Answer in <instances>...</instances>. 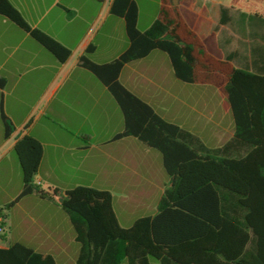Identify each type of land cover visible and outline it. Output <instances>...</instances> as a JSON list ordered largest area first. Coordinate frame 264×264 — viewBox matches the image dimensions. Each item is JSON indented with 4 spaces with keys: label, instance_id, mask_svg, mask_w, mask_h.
Instances as JSON below:
<instances>
[{
    "label": "crops",
    "instance_id": "1",
    "mask_svg": "<svg viewBox=\"0 0 264 264\" xmlns=\"http://www.w3.org/2000/svg\"><path fill=\"white\" fill-rule=\"evenodd\" d=\"M9 1L32 27L69 48L71 56L61 62L0 14V77L5 79L0 87V175L17 170L20 179L14 146L20 136L28 134L42 144L36 181L44 189L65 192L84 185L107 190L124 227L155 214L170 183L160 152L134 136L114 139L124 127L119 105L93 73L78 65L91 44L95 49L90 57L98 63L116 58L128 47L124 19L110 12L112 0ZM154 1L158 12L141 23L136 0L141 30L159 14L161 0ZM169 1L213 54L230 56L239 67L264 68V16L252 12L254 4H263L257 0ZM242 55L246 56L244 65L240 64ZM119 80L164 119L197 134L209 147L221 146L233 135L234 121L223 94L212 85L179 80L168 54L161 50L125 64ZM190 98L198 108L188 109ZM2 113L14 125L8 138L1 136ZM80 135H86L88 142L81 141ZM20 181L12 192L0 195V207L20 194ZM22 202L26 236L14 239L9 219V240L51 254L58 264H74L80 244L59 202L35 193L23 196L15 207Z\"/></svg>",
    "mask_w": 264,
    "mask_h": 264
},
{
    "label": "trees",
    "instance_id": "2",
    "mask_svg": "<svg viewBox=\"0 0 264 264\" xmlns=\"http://www.w3.org/2000/svg\"><path fill=\"white\" fill-rule=\"evenodd\" d=\"M110 12L125 21L128 47L116 58L98 63L89 45L78 65L93 73L115 98L124 119L118 139L134 136L158 150L170 178L153 215L122 226L107 190L79 185L65 192L44 189L36 174L42 157L40 141L20 136L15 151L23 172L20 194L0 207V237L6 235L8 212L23 196L37 194L56 203L73 225L80 251L74 264H264V68L239 67L232 57L213 54L186 22L177 6L161 0L157 18L138 27L136 0H112ZM253 15L264 16L254 4ZM9 18L61 62L71 50L32 27L9 0H0ZM153 50L168 54L175 76L186 83L217 88L229 103L233 135L209 147L195 133L164 119L119 80L123 66ZM5 79L0 77V87ZM4 136L14 131L2 113ZM0 264H58L51 254L8 240L0 246Z\"/></svg>",
    "mask_w": 264,
    "mask_h": 264
},
{
    "label": "rangeland",
    "instance_id": "3",
    "mask_svg": "<svg viewBox=\"0 0 264 264\" xmlns=\"http://www.w3.org/2000/svg\"><path fill=\"white\" fill-rule=\"evenodd\" d=\"M137 1L139 3L140 11H141L140 12L141 13V23L145 22L149 18V15L151 13H153V11L155 12V10H157V12H158V4L154 0H137ZM257 1L264 5V0H257ZM87 18L89 19L91 17H87ZM89 24H90V21L85 22L86 27ZM245 59H246V56L242 55L243 61H240L241 65L245 64V61H246ZM193 98H195V97L193 96ZM225 101H226V103H228L226 99H225ZM194 104L195 103H194L193 99L190 98L189 105L187 106L188 109H190L191 106H193V108L194 107L198 108V106L194 105ZM3 135H4V129H3V134L1 133V136H3ZM80 136H81V138H80L81 141L88 142V137L86 135H80ZM14 155H15L16 161H17L16 169L18 167V171L19 170L21 171L20 172L21 177H20V179H19V176L17 177V170H16V174L14 171H12L11 173L8 172V173H4V174L0 175V195L5 194L6 192H12L15 189V186L17 185L18 181H20V180H21L20 181L21 184L23 185V172H22V168H21V165L19 162V158L16 154V151H14ZM15 205H16V203L10 208V210L8 212V227L6 229V235L3 238L0 237V244H7L8 240H9V232H10V230H9V219L13 221L12 235H13L14 239L15 238L24 239L26 236V229L23 227L24 225L22 224V220H21L23 218V216L25 215V210L23 209L24 202H22V204H20L16 207H15ZM122 223L125 224L123 221H122ZM121 264H127L126 260L124 259ZM151 264H159V261L156 259H151Z\"/></svg>",
    "mask_w": 264,
    "mask_h": 264
},
{
    "label": "water",
    "instance_id": "4",
    "mask_svg": "<svg viewBox=\"0 0 264 264\" xmlns=\"http://www.w3.org/2000/svg\"><path fill=\"white\" fill-rule=\"evenodd\" d=\"M54 196H55V198H56V200L58 202H62L63 201V196L62 195L54 194Z\"/></svg>",
    "mask_w": 264,
    "mask_h": 264
}]
</instances>
